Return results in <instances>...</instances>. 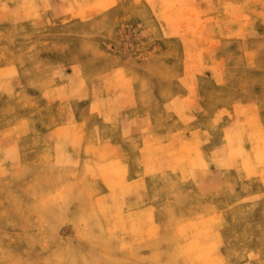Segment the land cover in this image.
<instances>
[{"label": "rangeland", "instance_id": "obj_1", "mask_svg": "<svg viewBox=\"0 0 264 264\" xmlns=\"http://www.w3.org/2000/svg\"><path fill=\"white\" fill-rule=\"evenodd\" d=\"M0 264H264V0H0Z\"/></svg>", "mask_w": 264, "mask_h": 264}]
</instances>
